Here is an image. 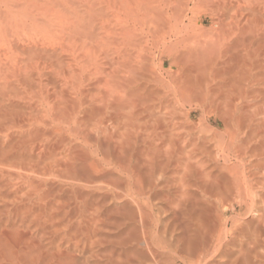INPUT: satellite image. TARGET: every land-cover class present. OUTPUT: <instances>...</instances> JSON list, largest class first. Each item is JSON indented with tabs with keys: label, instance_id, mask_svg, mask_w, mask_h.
I'll use <instances>...</instances> for the list:
<instances>
[{
	"label": "bare ground",
	"instance_id": "bare-ground-1",
	"mask_svg": "<svg viewBox=\"0 0 264 264\" xmlns=\"http://www.w3.org/2000/svg\"><path fill=\"white\" fill-rule=\"evenodd\" d=\"M0 264H264V0H0Z\"/></svg>",
	"mask_w": 264,
	"mask_h": 264
},
{
	"label": "rangeland",
	"instance_id": "rangeland-1",
	"mask_svg": "<svg viewBox=\"0 0 264 264\" xmlns=\"http://www.w3.org/2000/svg\"><path fill=\"white\" fill-rule=\"evenodd\" d=\"M161 92H162V91H159V94H161ZM159 94H158V95H159ZM157 97H158V96H157ZM159 97H160V95H159ZM156 101H157V100H156ZM156 101H155V102H156ZM194 116H195V113L192 112V119H193V120L195 119ZM210 119H211V120H210ZM213 121H214V118H213V117H208V118L206 119V123H208V124H211ZM201 134H203L204 136L207 134L206 137H211V135H212L211 132H209V131H208L206 134H205V132H204V133L202 132ZM229 214H230V212H228L227 215H229Z\"/></svg>",
	"mask_w": 264,
	"mask_h": 264
}]
</instances>
